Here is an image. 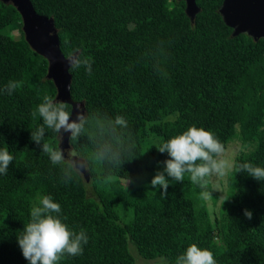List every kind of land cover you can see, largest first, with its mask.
I'll list each match as a JSON object with an SVG mask.
<instances>
[{"label": "trees", "instance_id": "trees-1", "mask_svg": "<svg viewBox=\"0 0 264 264\" xmlns=\"http://www.w3.org/2000/svg\"><path fill=\"white\" fill-rule=\"evenodd\" d=\"M30 1L53 18L63 55L81 53L92 71L68 68L70 98L82 102L85 119L77 139L68 137L64 162L53 165L42 144L58 146L56 134L45 129L39 145L31 139L43 123L33 115L38 105L56 100L48 60L26 41L16 7L0 0V149L13 156L0 174V264H28L17 237L46 195L88 237L82 255L57 264H137L129 242L148 264H175L191 244L216 264H264V181L233 169L213 215L189 174L170 183L166 198L150 184L168 159L156 147L193 125L225 149L237 140L235 165L264 168V38L232 35L218 11L223 0H195L193 21L184 0ZM9 81L21 82L11 95ZM69 150L86 172L73 170Z\"/></svg>", "mask_w": 264, "mask_h": 264}, {"label": "clouds", "instance_id": "clouds-1", "mask_svg": "<svg viewBox=\"0 0 264 264\" xmlns=\"http://www.w3.org/2000/svg\"><path fill=\"white\" fill-rule=\"evenodd\" d=\"M66 59L70 63L69 71L80 68L83 63L91 75V62L88 59L82 60L81 53H70ZM20 87L21 82L9 81L5 91L11 95ZM68 108L69 105L65 102L45 96L37 111L33 113L34 116L38 113L43 123L36 131L31 132V139L38 145L41 144L45 138V129H49L56 134L57 139L61 138L62 132H66L71 134L70 142L76 140L81 133L85 117L83 112L77 109L69 111ZM73 111H76L75 119H72ZM176 118L178 114L169 119ZM115 123L128 127L122 116H116ZM156 149L168 155V159L161 162L162 171H157L150 181L152 188L163 189L161 198H166L170 183L183 182L185 174H189L191 182L202 189L207 187V178L223 177L233 169L236 173L247 172L253 179L264 181V168L251 163L235 165L226 158L224 145L211 131L194 125L161 143ZM42 152L48 154L53 165H59L65 160L64 149L59 145L53 147L44 142ZM69 156L75 157V151L69 150ZM12 161L13 156L9 151L6 148L0 149V174L7 173ZM72 168L80 174L87 171L83 165H76L74 162ZM60 213V204L54 202L50 195L39 198L38 203L31 209L30 222L24 225L22 235L17 237L22 255L28 264H57L65 255L75 257L83 254V245L88 243L86 231L81 229L75 232L70 229L61 219ZM252 215L250 210H244L247 219L251 220ZM175 264H216V260L210 250L191 244L176 258Z\"/></svg>", "mask_w": 264, "mask_h": 264}, {"label": "water", "instance_id": "water-1", "mask_svg": "<svg viewBox=\"0 0 264 264\" xmlns=\"http://www.w3.org/2000/svg\"><path fill=\"white\" fill-rule=\"evenodd\" d=\"M11 3L21 15L22 30L26 41L39 54L48 60L47 77L54 81L57 89L56 100L68 102L72 105L71 111L77 109L84 112L82 102L72 101L70 98L71 75L68 72L69 61L59 47L57 29L53 18L37 13L30 0H1ZM185 11L193 21L199 8L195 0H184ZM224 23L230 26L232 35L246 33L253 39L264 38V0H223L219 9ZM76 118L73 111L72 119ZM70 133L62 132L59 147H67ZM65 155V154H64ZM76 165H83V159L70 157Z\"/></svg>", "mask_w": 264, "mask_h": 264}, {"label": "rangeland", "instance_id": "rangeland-1", "mask_svg": "<svg viewBox=\"0 0 264 264\" xmlns=\"http://www.w3.org/2000/svg\"><path fill=\"white\" fill-rule=\"evenodd\" d=\"M239 151H240L239 142L237 140H233L229 143V145L225 149V156L229 161L234 163V158L239 153ZM227 175L223 177H218V176L209 177V184L204 189V196L206 198L209 208L211 209L212 215L214 211L217 210L221 199L224 197L226 193ZM212 194L217 195V201L214 204L212 203L213 202L211 197ZM129 248L132 251V253L136 256L137 264H148L149 263L148 261H151V259L140 258L139 256H137L136 247L132 242H129Z\"/></svg>", "mask_w": 264, "mask_h": 264}]
</instances>
